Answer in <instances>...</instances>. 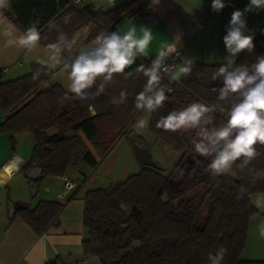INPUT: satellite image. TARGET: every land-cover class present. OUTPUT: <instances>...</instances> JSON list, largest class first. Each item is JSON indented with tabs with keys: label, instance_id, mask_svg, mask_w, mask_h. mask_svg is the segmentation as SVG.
Wrapping results in <instances>:
<instances>
[{
	"label": "trees",
	"instance_id": "obj_1",
	"mask_svg": "<svg viewBox=\"0 0 264 264\" xmlns=\"http://www.w3.org/2000/svg\"><path fill=\"white\" fill-rule=\"evenodd\" d=\"M68 1L8 0V6L1 10L22 33L37 22L41 36L37 43L49 50L61 33L69 42L76 31L91 25L85 40L90 44L97 35L116 31L115 25L121 17L138 16L146 9L151 13L149 0H128L106 13L89 3L75 8ZM253 43L254 52H242L236 64H251L256 56L264 54V34L254 37ZM64 55L61 52V58ZM72 59L65 64H70ZM151 60L139 57L126 69V74L131 73L127 79L115 75L104 93L88 99L76 98L59 84L43 88L53 71L44 66L40 77L32 79L40 64H34L26 75L0 80V111L4 114L0 135L12 137L28 131L34 138L30 161L21 172L27 175L37 165L42 168V178L63 176L69 166L96 167L97 157L74 136L69 137V131H80L96 147L100 157L122 135L142 147V137L131 127L141 113L134 111L135 96L146 83V77L136 69L141 64L147 66ZM222 64L196 61L190 75L180 76L175 82L162 80L168 100L151 112L149 131L155 140L167 142L179 152L178 158L170 169L140 165L139 172L124 181L85 192L83 226L87 236L82 242L85 256L97 257L99 264H209L208 253L223 246L228 250L223 264H264V260H245L240 256L249 221L258 214L250 195L264 192V179L254 181L248 169H264V146H255L259 155L244 171L234 166L230 174L214 177L204 170L210 158L198 156L194 151L193 131L171 132L156 127L161 116L192 102L223 104L217 100L218 92L213 90L222 85L219 79H212ZM99 83L98 80L96 86ZM96 86L89 92L94 93ZM121 91L127 93V100L113 104L112 98H118ZM65 93L69 98L61 102ZM225 119V114H215L217 125ZM163 195L167 201L162 200ZM63 206L58 201H39L29 207L27 202L17 201L12 204L11 216L20 215L36 233H43L57 221ZM46 264L61 263L54 260Z\"/></svg>",
	"mask_w": 264,
	"mask_h": 264
},
{
	"label": "clouds",
	"instance_id": "obj_2",
	"mask_svg": "<svg viewBox=\"0 0 264 264\" xmlns=\"http://www.w3.org/2000/svg\"><path fill=\"white\" fill-rule=\"evenodd\" d=\"M160 0H151L152 7ZM8 6V0H0V9ZM226 7L224 0H212L211 10L219 13ZM264 10V0H249L243 10H234L231 14L223 44L227 53L226 63L216 69L212 79H222V86L213 89L218 92L217 100L224 102L206 105L201 102H192L179 110H172L166 116H161L156 123L157 128L164 131H193L191 143L198 156L210 158L205 171L214 177L230 174L233 167L244 171L259 153L256 145L264 146V54L258 55L251 64H236L235 58L244 51L252 53L255 50L254 34H246L247 22L245 16L252 11ZM67 22V18H65ZM52 27H55L53 25ZM130 27L127 31H112L97 35L91 46L79 52L67 65L68 91L75 94L76 98L88 99L104 93L114 76L124 75L125 79L131 75L126 74V69L131 67L139 57L146 56L149 44L153 39L152 29L149 27ZM2 34L8 39L6 46L16 45L23 49H31L40 40L37 22H33L22 35H16L12 26L5 27ZM182 33L174 34L172 42L161 46L155 58L147 66L141 64L136 69L146 77L143 89L136 94L134 111L151 113L164 106L168 100L162 80L170 76L175 65H170L169 60H174L178 48L182 47ZM55 53L70 50L71 44L61 33L58 42L49 45ZM56 61V57L51 58ZM58 62V61H57ZM41 67L32 76L38 79L45 71L47 61L41 60ZM192 60L179 66V70L172 79L188 76L192 72ZM50 67V65H49ZM100 81L97 85V81ZM94 86L96 91L90 93ZM171 91V89H168ZM69 97L65 93L61 102ZM127 100V93L121 91L119 97H113V104H123ZM225 104L230 105L225 108ZM217 112L225 114V121L219 125L215 123ZM148 124L146 118H139L131 127L136 133ZM239 161V163H237ZM23 158L14 156L4 167L2 175L19 171ZM197 164L200 161H196ZM253 180L264 179V169L253 170ZM183 172L181 171V175ZM264 236V229L261 230ZM227 248L217 247L215 252L208 253L209 264H223Z\"/></svg>",
	"mask_w": 264,
	"mask_h": 264
},
{
	"label": "crops",
	"instance_id": "obj_3",
	"mask_svg": "<svg viewBox=\"0 0 264 264\" xmlns=\"http://www.w3.org/2000/svg\"><path fill=\"white\" fill-rule=\"evenodd\" d=\"M112 1L114 0H108L106 3ZM149 1L151 3V0ZM211 2L212 0H160L155 7L151 4V13L121 17L115 29L123 33L134 25L139 35L141 27L151 28L153 39L145 58L154 59L161 46L172 42L174 34L179 32L183 34V46L178 48V62L190 59L193 62L226 63L227 53L223 44L226 26L232 12L237 9L243 10L249 0H224L226 7L219 13L211 10ZM245 19L248 30L246 34H254V37L264 34V10L249 12ZM91 27L87 25L82 29L86 30L88 35ZM77 36L73 44V37L69 41L70 49L74 53L72 58L78 55L85 45L82 40L83 34L79 32ZM67 51H63L62 54ZM56 59H61V53L57 54ZM47 82L44 83L46 87L53 84ZM3 119L4 114L3 118H0V123ZM136 119L137 117L134 122ZM0 137H7L11 141V136L7 134H1ZM0 146H2L0 173H3L4 167L14 156H20L24 161L19 171L0 174V264H46L54 260L61 264H76L80 260H84L85 264H99L97 257L85 256L82 248V242L87 236L86 228L83 226V197L89 189H83L80 184L76 185L70 180L73 186L66 189L64 182V179H67L66 175L45 176L34 184L37 192L31 196L30 181L27 175L21 172L22 167L30 161L29 157L17 153L12 144ZM17 201L27 202L29 207H34L39 201H58L64 206L55 223L43 233H36L20 215H10V208L13 202ZM247 249L246 241L240 255L242 259L264 260V247L250 251L252 252L250 254Z\"/></svg>",
	"mask_w": 264,
	"mask_h": 264
},
{
	"label": "rangeland",
	"instance_id": "obj_4",
	"mask_svg": "<svg viewBox=\"0 0 264 264\" xmlns=\"http://www.w3.org/2000/svg\"><path fill=\"white\" fill-rule=\"evenodd\" d=\"M106 1L108 0H88L87 4H91L98 10L108 4ZM8 26H12L16 35L23 34L0 9L1 81L15 79L28 74L31 72L32 66L34 64H40L39 62L41 60L47 61L48 64L45 66L49 67L50 65L49 68L53 67L57 61L60 60L56 59V61H53L51 58L53 56L57 58V53H55L54 50H49L39 43H36L31 49H23L16 45L6 46L5 41L8 37H5L2 32L4 28ZM81 29L82 28H80L78 33H76L73 37H78L77 35L79 32L80 34H83L82 40L85 45H83L81 51H84L91 46L92 42L90 44H86L85 36L87 33L86 30ZM236 59L237 58H235V60ZM183 61L184 60L178 62L177 66L172 71L171 76H175L177 74L179 66L185 63ZM67 65L68 64H65L58 71L52 73L47 83L59 84L65 91L69 92L68 84L70 81L68 80ZM179 79L180 78L173 80L179 81ZM42 87L45 88L46 86L42 84ZM150 115L151 113L141 112L137 116V119L146 118L148 120L147 126L138 132L144 141L142 147L148 149L152 159L158 165L164 169H170L177 160L179 152H177L167 142L154 139L149 131ZM0 118H3L2 111H0ZM67 135L69 137L74 136L73 138L78 139L85 146V148L91 150L97 157L98 164L94 168L86 164H81L79 166H69L66 169L64 174L66 175L65 177L68 180L75 182L76 185L80 184L83 189L106 188L111 184L124 181L129 176L138 173L140 170V164L137 161L132 151L131 144L125 135L119 136L115 140L110 151L103 157L96 154V147L85 139L81 133L75 134L74 132L69 131L67 132ZM1 144H12V147L17 153H20L23 157H29L30 159L34 146V138L30 132L23 131L13 135L11 137V141L10 139H7V137H0V145ZM1 150L2 146H0V151ZM30 194L32 196L31 191ZM250 201L257 208L258 214L253 216L249 221L246 240L248 254L252 253L250 251L264 247V236L261 235V230L264 229V192L250 195Z\"/></svg>",
	"mask_w": 264,
	"mask_h": 264
},
{
	"label": "water",
	"instance_id": "obj_5",
	"mask_svg": "<svg viewBox=\"0 0 264 264\" xmlns=\"http://www.w3.org/2000/svg\"><path fill=\"white\" fill-rule=\"evenodd\" d=\"M128 0H114L108 4H106L105 6H103L101 8V12L106 13V12H110L118 7H120L122 4L126 3ZM149 10H143L141 12V14H148ZM73 51H69L67 52L64 56V58H61L53 67H51V70L53 72L59 70L60 68H62L66 61L68 59H71L73 56ZM222 77L219 79V83L222 85ZM91 109V113L92 115L95 114V112ZM131 144V148L132 151L137 159V161L139 162L140 165L142 166H148V167H152V168H156V169H163L160 165H158L151 157L150 152L148 151V149L146 148H142V147H138L136 144H134L133 142L129 141ZM42 173V168L40 166L34 165V167H32L29 172L27 173V177L28 179H30V187H31V193L32 195H35L37 192V188L34 185V181L39 179ZM162 200L163 201H167V197L165 195L162 196ZM13 211V207L11 206L10 208V215Z\"/></svg>",
	"mask_w": 264,
	"mask_h": 264
},
{
	"label": "built area",
	"instance_id": "obj_6",
	"mask_svg": "<svg viewBox=\"0 0 264 264\" xmlns=\"http://www.w3.org/2000/svg\"><path fill=\"white\" fill-rule=\"evenodd\" d=\"M87 1L88 0H69L68 2H69V4L71 5V6H73V7H75V8H83L84 6H85V4L87 3ZM69 51H71V49L70 50H68L67 52H69ZM66 52V53H67ZM65 53V54H66ZM178 60H179V51H178V53L175 55V58H174V60H169L168 61V63L170 64V65H175V67L177 66V64H178ZM171 75H172V73H171ZM165 76V78L164 79H166V80H168L169 82H175L171 77L172 76ZM64 182H65V188L66 189H71L72 188V183H70L69 182V180H67V179H64ZM76 264H85V261L84 260H80V261H78Z\"/></svg>",
	"mask_w": 264,
	"mask_h": 264
},
{
	"label": "bare ground",
	"instance_id": "obj_7",
	"mask_svg": "<svg viewBox=\"0 0 264 264\" xmlns=\"http://www.w3.org/2000/svg\"><path fill=\"white\" fill-rule=\"evenodd\" d=\"M78 33V32H77ZM75 39H76V37H73V39H72V44H73V42H75Z\"/></svg>",
	"mask_w": 264,
	"mask_h": 264
}]
</instances>
